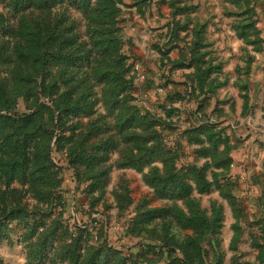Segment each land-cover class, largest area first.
I'll use <instances>...</instances> for the list:
<instances>
[{"label":"rangeland","instance_id":"1","mask_svg":"<svg viewBox=\"0 0 264 264\" xmlns=\"http://www.w3.org/2000/svg\"><path fill=\"white\" fill-rule=\"evenodd\" d=\"M0 264H264V0H0Z\"/></svg>","mask_w":264,"mask_h":264}]
</instances>
